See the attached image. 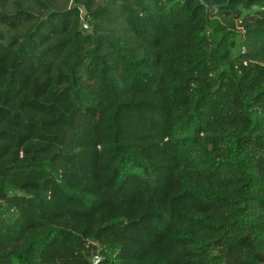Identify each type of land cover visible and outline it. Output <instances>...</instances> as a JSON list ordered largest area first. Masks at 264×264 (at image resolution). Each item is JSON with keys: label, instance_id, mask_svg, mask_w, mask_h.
I'll use <instances>...</instances> for the list:
<instances>
[{"label": "trees", "instance_id": "1", "mask_svg": "<svg viewBox=\"0 0 264 264\" xmlns=\"http://www.w3.org/2000/svg\"><path fill=\"white\" fill-rule=\"evenodd\" d=\"M0 264H264V0H0Z\"/></svg>", "mask_w": 264, "mask_h": 264}, {"label": "rangeland", "instance_id": "2", "mask_svg": "<svg viewBox=\"0 0 264 264\" xmlns=\"http://www.w3.org/2000/svg\"><path fill=\"white\" fill-rule=\"evenodd\" d=\"M136 95H138V97H140L141 99L146 97L145 93H137ZM153 97L156 98L155 101H153L152 98L150 97V100H147L145 102L151 107H156V108L162 109L163 100L159 97H156V96H153ZM140 98H136L135 100H132V97L130 96L126 103H127V105H129V104L130 105H136V107H137L142 103ZM139 110L142 112L143 109L141 110L140 108H138V111ZM120 118H121V112L116 111V110H112L109 113L105 114L104 118H103V125H104L103 127L105 128V132H106L105 142L108 143L109 145H111V147H115L116 144H119V142L122 141L123 134H122V132H119V126L121 125L120 124ZM147 119L151 120V114L148 115ZM190 204L193 207H202L203 206L194 199L190 200ZM205 208L207 210H211V211L215 210L214 208H212L213 209L212 210V209H210V207H207V206H205Z\"/></svg>", "mask_w": 264, "mask_h": 264}, {"label": "built area", "instance_id": "3", "mask_svg": "<svg viewBox=\"0 0 264 264\" xmlns=\"http://www.w3.org/2000/svg\"><path fill=\"white\" fill-rule=\"evenodd\" d=\"M83 29H84V30H88V29H89V27H88V25H87L86 23H83ZM245 52H246V49L243 48V49H242V53L244 54ZM244 64H246V63H244ZM95 261H98V260H95Z\"/></svg>", "mask_w": 264, "mask_h": 264}]
</instances>
